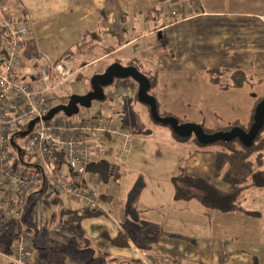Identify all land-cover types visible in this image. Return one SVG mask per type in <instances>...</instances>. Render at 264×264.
<instances>
[{"label":"crops","instance_id":"crops-1","mask_svg":"<svg viewBox=\"0 0 264 264\" xmlns=\"http://www.w3.org/2000/svg\"><path fill=\"white\" fill-rule=\"evenodd\" d=\"M177 1L170 0L165 11L167 20L158 9L152 8L151 12L155 11L152 16H143L144 26L137 23L138 31L129 20L134 12L127 7L128 2L123 6L120 0H69L74 10L71 17H51L36 24V29L39 25L41 37L70 34V41L76 39L75 42H67V38L57 48L54 42H39L38 46L32 37L36 30L33 28L22 43L25 66L19 69L18 79L33 80L38 72H28L30 69H39L41 63H53L66 51L72 50L74 57L78 53L76 63L80 69L91 61L130 48V54L125 56L127 61L139 59L141 66L157 74L153 95L160 112L209 129L223 128L234 121L249 125L256 100L264 96V0H189L182 9L176 7ZM31 4V0H0V19L3 12L14 19L28 16ZM159 33L161 41L142 42ZM107 35L109 40L116 41L96 53V44H100L94 42ZM80 36L83 42H78ZM75 43L89 45V50L79 47L73 50L71 46ZM90 55H94L93 59L86 62ZM80 56L84 58L81 63ZM216 67L244 71L251 81L223 89L209 76V69ZM126 87L128 94L137 97L135 80L130 79ZM119 102L125 103L124 96H119ZM82 112L91 115L85 108ZM161 128L160 132L171 142L176 141L174 132ZM137 132L133 130L128 159L121 165L117 163L118 177L103 180L96 173L86 174L101 195L97 215L84 216V211L76 209L75 202L67 195L50 194L42 183L30 191L21 220L23 228L37 234L29 264L47 252L53 254L54 264H101L100 259L106 264L108 261L112 262L109 264L118 261L122 264H254L251 257L256 256L253 253L258 249L254 250L253 246L261 240L255 219H244L247 217L239 212L210 209L211 219L204 222L201 232H180L176 230L175 191L170 189L165 195L156 191L159 197L156 201L146 197L142 201V196L127 197L129 191H124L122 168L128 165L132 154L136 159L140 146L136 147L133 140ZM214 164L213 152L195 146L184 161L183 172L203 177L222 191H230L231 186L216 177ZM174 176H170L172 182ZM17 197L11 185L0 182V264H14L9 256L14 252L16 238L9 213ZM105 235L117 241L114 243Z\"/></svg>","mask_w":264,"mask_h":264},{"label":"built area","instance_id":"built-area-1","mask_svg":"<svg viewBox=\"0 0 264 264\" xmlns=\"http://www.w3.org/2000/svg\"><path fill=\"white\" fill-rule=\"evenodd\" d=\"M0 27L3 38L0 47V182L11 185L18 193L9 213L16 238L9 258L14 264H29L34 247L33 233L22 227L21 220L30 191L43 181L50 194L67 195L78 210L100 209L101 195L86 176L88 166L105 159L109 153L124 163L130 155L132 132L88 115L72 121L56 114L44 119L53 107L51 93L63 89L77 72L76 59L66 52L55 62L41 65L33 80L21 81L18 71L25 66L21 49L32 32L31 21L27 15L14 19L3 12ZM34 118L38 121L28 134L25 146L35 162L28 169H21L19 156L11 150V139ZM57 151L65 154L63 167L55 160Z\"/></svg>","mask_w":264,"mask_h":264},{"label":"rangeland","instance_id":"rangeland-1","mask_svg":"<svg viewBox=\"0 0 264 264\" xmlns=\"http://www.w3.org/2000/svg\"><path fill=\"white\" fill-rule=\"evenodd\" d=\"M32 1V11L28 16L30 17V21L32 27L36 29V24L44 23L46 20H51V17L59 16L66 18L71 17V12L73 13V7L70 5L69 0H31ZM122 5L125 6L127 3V7L131 9L134 14L129 17L131 23L135 24L139 29V25L142 24L144 26V19L143 16L151 15V9H158L161 12V15L166 20L168 19L166 16V10L168 4L170 5V0H120ZM126 1V2H124ZM189 0H178L176 3V7L183 8ZM151 6V7H150ZM150 7V9H147ZM152 9V10H154ZM177 9V8H176ZM179 11V9H178ZM150 12V14L148 13ZM159 12V13H160ZM164 13V14H163ZM155 13H153L154 15ZM60 20V19H58ZM64 23H67L65 21ZM139 25H138V24ZM153 21L150 22V25ZM152 26V25H151ZM40 26H37V29L34 30V35L32 36L33 39L35 38L36 44L39 46L40 43L44 42H54L53 44L57 48L60 46L61 42L66 40L69 42L71 35L64 36V35H49L48 37H41L39 32ZM89 29V28H88ZM87 30V29H86ZM140 31V29L138 30ZM159 34H155L148 39L142 40V42L153 41L157 43L161 41L159 39ZM110 37L102 36L101 41H96L94 43H99L100 45L96 44L95 47L96 53H101L104 51L105 47L114 43L116 39ZM76 39L70 42H75ZM78 42H83V38L81 36L78 39ZM40 42V43H39ZM141 42V43H142ZM77 43V42H76ZM73 44L71 48L73 50L79 48H87L89 50V45L84 46H77V44ZM92 44V43H91ZM160 44L166 45V43L161 42ZM159 44V45H160ZM79 49V50H82ZM130 54V48H126L118 54H114L111 56H106L103 59H98L96 61H91L94 55H90L87 57L86 62L88 63L85 67H81L77 70L75 75L67 81L63 89H55L52 93L51 105L56 106L60 103H66L68 97L71 94H84L91 88V78L96 73L104 72L105 69L111 63L115 61H119L124 65H128L127 59L125 56ZM79 58L78 53H75V59ZM80 62L84 60L82 56H80ZM44 63H41L43 65ZM142 70H144V66H140ZM28 72L37 73L38 69H30ZM132 78H117L114 82L105 87L106 98L105 100H94L92 106L87 108L88 111L92 116L97 115L99 118L107 120L109 123L128 128L131 130L133 135L134 132L138 131L135 135L136 140H133L140 148H138L136 153V159L134 160V155L132 154V159L128 161V165L122 168V183L126 186L125 190H128L127 197L129 195L133 198L136 196V199L142 196L143 199L151 198L154 201L158 200L159 197L155 194L156 191L158 193L166 194L165 191L170 192V189L174 192V184L170 176L178 175L183 171V164L188 156L191 149L195 146H198L197 142L195 141L194 135H192L187 140H179L176 137L175 142H171L170 139L163 134L164 132H160L161 127H167L171 133H173V129L170 125H165L162 123H158L154 121L151 117L150 109L145 104L139 101L137 97H132L127 92V82L130 81ZM154 88L150 90V93L153 94ZM119 96H124L125 103L120 104ZM180 108V107H179ZM82 111L84 108L81 109ZM80 111L78 114L73 115L71 117H66L65 114L57 113L56 117H62L64 120L72 121L79 117L87 116L88 114H83ZM91 115H88L92 117ZM139 124H143L140 128L137 126ZM156 127H160L156 129ZM158 131V132H157ZM135 134V133H134ZM146 135V136H145ZM18 143L21 144L24 150V157L26 162H35V158L32 155V152L27 149L25 146V142L22 138H18ZM132 142V140H131ZM138 143V144H137ZM11 150L14 155H16V150L14 147L11 146ZM107 157L112 161L121 163L117 161L113 155V153L107 154ZM20 167L24 168L23 164H19ZM264 169V164L262 165ZM173 174V175H172ZM141 176V177H140ZM163 192H162V191ZM142 194V195H140ZM241 205L245 209L246 212H239L242 213L247 218L244 219H255L260 229V242L259 244H255L253 249L257 250L254 252L251 258H257L260 264H264V187H255L250 186L245 191L240 200ZM176 230L180 232H194L198 233L201 232L204 228V222H208L212 215L209 211L210 209L206 208L199 200L192 198L189 200L186 199H178L176 197ZM209 213V214H208ZM42 253V252H41ZM54 257L51 252H47L45 254H41L40 257L33 259L32 264H54ZM87 262V261H86ZM101 264H106L104 260L100 259ZM112 263L108 261V264ZM118 264H122L118 261Z\"/></svg>","mask_w":264,"mask_h":264},{"label":"trees","instance_id":"trees-1","mask_svg":"<svg viewBox=\"0 0 264 264\" xmlns=\"http://www.w3.org/2000/svg\"><path fill=\"white\" fill-rule=\"evenodd\" d=\"M66 52H70L74 55L72 50ZM128 65L137 66L144 74L148 76L151 82L150 90L155 87L157 74L153 69L150 68L142 70L140 68L142 64L139 59L130 60ZM209 76L215 84H219L223 89L240 87L251 81L250 76H248L244 71H230L227 68L219 67L209 69ZM263 98L264 96L259 97L256 100L252 120L249 125L244 126L239 121L231 122L223 128L216 129H209L203 125L205 131L215 132L221 129L228 130L234 126H241L248 130L253 122L255 108ZM161 114L168 115L167 113L162 112ZM178 118L180 122L188 121L187 119L180 117ZM175 135L181 141L187 140L191 137H180L176 133ZM27 136L21 137L18 132H16L14 134V140L17 144H19L17 138H22L25 142ZM195 141L197 142L200 149L208 150L215 154V175L223 182L228 183L231 186V190L228 192L222 191L205 178L188 175L182 171L173 178L176 197L178 199L197 198L207 208L222 212H246L240 203L244 191L250 186L261 188L264 187V169L262 168V165L264 164V127L260 130L253 145L250 147L245 146L238 138L228 142L219 140L213 143L202 144L195 137ZM19 145L22 147L21 144ZM12 147L14 146L12 145ZM14 148L16 150V155L19 156L17 148ZM54 155L55 160L60 167L66 165L65 154L62 151H57ZM20 163L23 164V166H25L24 168L26 169L33 166V163L26 162L23 148ZM88 171L98 174L103 180H107L110 177H118L120 174L119 164L109 161L106 158L90 163L88 166ZM41 178L43 179V175H41ZM41 183L43 184V181H41ZM98 213V210L84 211L83 215L93 216L97 215ZM32 233L35 246L37 234L33 231ZM105 236L114 243L117 241V239H112L107 235ZM254 264H259V261L256 257H254Z\"/></svg>","mask_w":264,"mask_h":264},{"label":"water","instance_id":"water-1","mask_svg":"<svg viewBox=\"0 0 264 264\" xmlns=\"http://www.w3.org/2000/svg\"><path fill=\"white\" fill-rule=\"evenodd\" d=\"M160 35V33H159ZM132 78L138 84L137 97L139 101L149 106L151 117L154 121L165 125H170L174 133L180 137H190L194 135L202 144L213 143L219 140L224 142L238 138L245 146H252L260 130L264 127V98L257 104L253 116V122L248 130L241 126H234L228 130H218L215 132H206L203 125L194 121L180 122L175 115H162L158 109L156 97L150 93L151 82L146 74H144L135 65H124L119 61H115L108 65L104 72L96 73L91 78L92 90L84 94H71L67 103H60L51 107L44 119H50L58 112H63L71 117L80 112V107L90 108L93 100H105V87L112 84L117 78ZM94 116L93 118H96ZM38 118H34L29 122L27 128L18 131L21 137L27 136L33 129ZM11 143L17 148L19 157H22V147L18 145L14 137Z\"/></svg>","mask_w":264,"mask_h":264},{"label":"flooded vegetation","instance_id":"flooded-vegetation-1","mask_svg":"<svg viewBox=\"0 0 264 264\" xmlns=\"http://www.w3.org/2000/svg\"><path fill=\"white\" fill-rule=\"evenodd\" d=\"M90 90H92V87H91L88 91H90ZM88 91H87V92H88ZM87 92H86V93H87ZM68 101H69V97H68L66 103H67ZM93 101H94V100H93ZM82 108H83V107H80V111H81ZM85 109H86V108H85Z\"/></svg>","mask_w":264,"mask_h":264},{"label":"bare ground","instance_id":"bare-ground-1","mask_svg":"<svg viewBox=\"0 0 264 264\" xmlns=\"http://www.w3.org/2000/svg\"><path fill=\"white\" fill-rule=\"evenodd\" d=\"M90 178V177H89Z\"/></svg>","mask_w":264,"mask_h":264}]
</instances>
